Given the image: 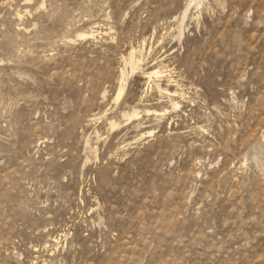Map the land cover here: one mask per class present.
Returning a JSON list of instances; mask_svg holds the SVG:
<instances>
[{
	"label": "rangeland",
	"instance_id": "rangeland-1",
	"mask_svg": "<svg viewBox=\"0 0 264 264\" xmlns=\"http://www.w3.org/2000/svg\"><path fill=\"white\" fill-rule=\"evenodd\" d=\"M0 264H264V0H0Z\"/></svg>",
	"mask_w": 264,
	"mask_h": 264
},
{
	"label": "bare ground",
	"instance_id": "bare-ground-1",
	"mask_svg": "<svg viewBox=\"0 0 264 264\" xmlns=\"http://www.w3.org/2000/svg\"><path fill=\"white\" fill-rule=\"evenodd\" d=\"M185 15H186V13L184 14V17H185ZM91 36V35H90ZM81 37H84V38H86L87 37V35L86 34H81ZM140 59V58H139ZM129 61V62H128ZM127 62L129 63L128 64V66L129 65H131V71L133 72V71H135V68L136 67H134L133 65H132V60H131V58H130V60H128ZM134 62V61H133ZM127 64V63H126ZM137 69V68H136ZM156 74H157V72H156ZM151 76V75H150ZM124 79V78H123ZM124 82H125V80H124ZM124 83H122V85H123ZM125 86H122L120 89H119V93H118V95H117V98H116V100H118L119 98H120V96L122 95V93H123V88H124ZM132 116H137V112H133V114H132Z\"/></svg>",
	"mask_w": 264,
	"mask_h": 264
}]
</instances>
